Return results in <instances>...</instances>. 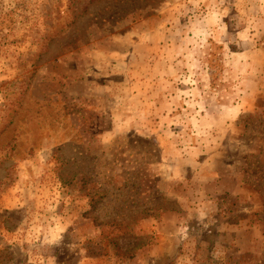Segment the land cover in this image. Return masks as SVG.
<instances>
[{
	"label": "rangeland",
	"instance_id": "rangeland-1",
	"mask_svg": "<svg viewBox=\"0 0 264 264\" xmlns=\"http://www.w3.org/2000/svg\"><path fill=\"white\" fill-rule=\"evenodd\" d=\"M0 264H264V0H0Z\"/></svg>",
	"mask_w": 264,
	"mask_h": 264
},
{
	"label": "trees",
	"instance_id": "trees-1",
	"mask_svg": "<svg viewBox=\"0 0 264 264\" xmlns=\"http://www.w3.org/2000/svg\"><path fill=\"white\" fill-rule=\"evenodd\" d=\"M147 210H149V209H147ZM147 210H146V211H147Z\"/></svg>",
	"mask_w": 264,
	"mask_h": 264
}]
</instances>
